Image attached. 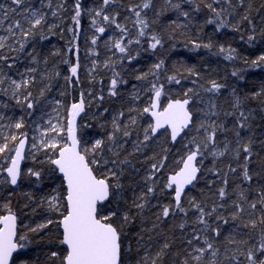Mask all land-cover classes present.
Listing matches in <instances>:
<instances>
[{
    "label": "snow or ice",
    "instance_id": "1",
    "mask_svg": "<svg viewBox=\"0 0 264 264\" xmlns=\"http://www.w3.org/2000/svg\"><path fill=\"white\" fill-rule=\"evenodd\" d=\"M0 264H264V0H0Z\"/></svg>",
    "mask_w": 264,
    "mask_h": 264
},
{
    "label": "trees",
    "instance_id": "2",
    "mask_svg": "<svg viewBox=\"0 0 264 264\" xmlns=\"http://www.w3.org/2000/svg\"><path fill=\"white\" fill-rule=\"evenodd\" d=\"M185 57H191L193 62H195V58L197 56L196 53L187 52L186 50L182 53Z\"/></svg>",
    "mask_w": 264,
    "mask_h": 264
}]
</instances>
